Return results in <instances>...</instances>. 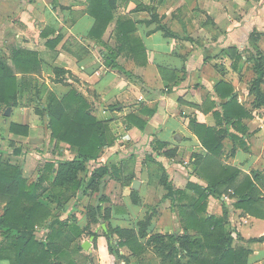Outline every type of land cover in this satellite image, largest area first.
Masks as SVG:
<instances>
[{
	"label": "crops",
	"instance_id": "crops-1",
	"mask_svg": "<svg viewBox=\"0 0 264 264\" xmlns=\"http://www.w3.org/2000/svg\"><path fill=\"white\" fill-rule=\"evenodd\" d=\"M117 2L118 14L136 22V34L145 48L138 60L120 52L116 62L121 70L106 65L107 54L117 47L116 19L101 39L91 37L95 19L87 13L86 0H0V57L9 60L14 48L37 52L42 64L33 74L34 84L47 85L60 98L76 90L90 102L97 118L109 125L114 144L106 146L98 162L92 163L117 166L119 172L107 175L114 182L132 178L131 190L123 193L122 201L113 198L107 206L100 202L102 210L110 212L108 220L100 216V221L91 225L85 220L76 223L81 231L72 245L80 244L81 253L89 257L88 264H162L153 245L147 243L150 236L184 233L178 210L172 211L171 202L164 199L167 191L160 183L163 173L176 189L194 196L189 182L206 187L212 178L207 165L214 163L216 168L224 164L240 171L234 185L251 176L255 194L264 198V179L259 183L253 175L264 174V103L257 105L252 92L255 65L261 62L264 67V0ZM262 88L264 91V83ZM231 91L237 97L232 114L237 118L242 110L247 113L236 126L223 119ZM34 98V88L26 89L20 95L21 106L9 108L0 120V143L4 139L15 143L12 156L6 159L23 170L28 184L38 182L47 163L74 155L68 144L51 142L48 117L36 113L35 105L30 104ZM129 116L145 123V128L128 122ZM192 120L225 134L217 157L207 161L209 152L192 129ZM12 122L30 126L29 134L12 133ZM15 149L22 153L14 154ZM166 150L177 153L169 158L164 155ZM199 156L202 160L197 163ZM88 169L85 178L94 166ZM136 180L140 181L137 205L131 196ZM44 185L49 189L42 201L53 195L50 183ZM238 201L234 187L227 188L221 199L209 198L208 213L222 216L227 209L233 247L250 250L249 264H264V242L253 241L264 236V212L262 216L252 215L238 206ZM43 202L53 212L58 210L49 199ZM4 207L0 202V215ZM70 209L78 214L74 206ZM156 210L160 219H153L148 236L140 239L143 247L133 251L117 245L124 258L110 252L105 235L109 225L138 230L139 222L147 215L155 216ZM74 220H68V225ZM41 229L45 239L48 230ZM120 240L114 236L113 244ZM178 256L182 258L181 253ZM182 260V264H189Z\"/></svg>",
	"mask_w": 264,
	"mask_h": 264
},
{
	"label": "trees",
	"instance_id": "trees-1",
	"mask_svg": "<svg viewBox=\"0 0 264 264\" xmlns=\"http://www.w3.org/2000/svg\"><path fill=\"white\" fill-rule=\"evenodd\" d=\"M86 1L87 13L95 19L91 37L98 36L101 39L109 24L116 19L117 47L107 54L106 65L121 70L116 60L122 51L128 57L138 60L145 48L136 34L137 24L130 16L118 14L117 0ZM41 64L42 59L37 52L25 49L14 48L9 60L0 57V115L3 107H18L20 95L26 89L34 88L35 98L31 102L36 103L35 111L38 115H47L51 142L68 144L74 155L72 158L47 163L38 182L28 184L23 170L5 160L4 150L0 149V202L5 204L4 212L0 215V261H9L10 264H82L77 257L83 250L82 247L80 244L72 245L74 237L80 235V227L75 223L68 225V221L55 215L42 201L44 193L49 189L44 183H50L53 202L57 204L58 210L64 212L72 197L85 195L87 189H95L104 177L119 172L117 166H94L102 156L104 148L113 145L115 138L107 121L97 118L90 102L79 92L71 90L60 98L48 90L47 85L38 81L34 84L33 74L41 70ZM255 70L257 77L253 82L252 92L257 96V105H261L264 103L263 64L257 62ZM128 75L132 77L131 74ZM228 98L223 119L227 124L236 126L241 116H247V113L242 110L241 115L236 118L231 110L237 105V97L231 91ZM126 120L141 129L145 128L146 124L133 116ZM191 127L209 152L207 161L217 157L221 152L225 134L199 125L195 120L191 121ZM29 129L30 126L14 122L10 125V131L17 135L27 136ZM230 137L233 140L238 139L234 135ZM21 153V150L14 151L16 155ZM176 153V150H166L164 155L172 158ZM201 160L202 157L199 156L197 163ZM93 166L91 174L85 178L84 175L90 170L88 167ZM206 169L212 176L206 187L192 182L188 184V189L195 192L194 196L176 189L166 173L161 177L160 183L167 191L164 199L171 202L172 209L178 210L184 229L183 234L158 233L150 236L147 243L153 245L162 264H182V258L187 259L186 263L189 264H249L250 250L233 247L234 237L228 229V210L225 209L222 216L209 214V198L221 199L227 188L234 187L239 199L238 206L246 208L256 216H262L264 212V198L255 194L256 184L251 176L247 175L238 186L234 185L240 175L238 169L224 164L215 168L214 163L210 166L208 164ZM213 172H216L215 175ZM253 175L259 183L264 179V174ZM131 196L134 204L140 203L136 190L132 191ZM185 199H188V203H184ZM90 213L89 225L99 222L100 216H103V220L110 217V212L102 210L99 205L91 208ZM152 217L153 215H148L140 221L138 230L109 225L105 235L110 252L116 254L117 258H124L116 249L117 245L129 246L133 251L143 247L139 242L148 236ZM40 228L48 230L45 239L37 236ZM190 231L194 234H190ZM114 236L121 239L115 245ZM253 241L264 242V236ZM180 253L182 258L178 256ZM82 258L84 264H88V256Z\"/></svg>",
	"mask_w": 264,
	"mask_h": 264
},
{
	"label": "rangeland",
	"instance_id": "rangeland-1",
	"mask_svg": "<svg viewBox=\"0 0 264 264\" xmlns=\"http://www.w3.org/2000/svg\"><path fill=\"white\" fill-rule=\"evenodd\" d=\"M44 96H45V92H44ZM30 104H33L36 106L35 102L34 103L30 102ZM20 106L21 105L19 103L18 108ZM13 108H10V109L13 110ZM26 108L29 110L30 107H28V105H26ZM8 109L9 108H7V107L2 108L0 120H2L4 118L5 111ZM27 112H29V111H27ZM42 122H44V121H42ZM2 142L3 143H0V148L4 150L3 158H5V160H7L6 158H8V156H12L11 153H12V150H13L15 143L14 142L10 143V140H6V139H4ZM7 148H9V151ZM5 149H7V150H5ZM33 151H35V153H37V152H40V149H34ZM157 174L161 175L160 169H158ZM112 179L113 178L106 176L101 180V182L99 184H97V187L95 189H93V190L87 189V193L85 195L72 197L68 201V204L66 206V210L64 211L65 213L63 211H62L63 212L62 213L60 210H56L54 212L55 215H58L59 217H61L65 221H68L70 219L75 218V220H74L75 224L76 223L80 224L81 221H84V220H85V223L90 224L91 223L90 222V220H91L90 209L91 208L98 206L100 204V202H103L104 205L107 206L110 203H112L113 198H115L116 201H122L123 193L128 194V192H130V190H131V187H130L131 186V180H128V181L119 180V182L117 180V182L116 181L114 182ZM112 194L115 197H112ZM45 199H49V201H51V203L53 202L52 195H50L49 197H45ZM45 199L43 198V201H45ZM73 206L75 209L78 210V214L70 211L71 210L70 208H72ZM68 210L70 211V213ZM159 211H160V208H159ZM159 211L158 210L155 211V214H154L155 216H153L154 218L152 217V221H153V219H157V220L160 219L161 213L159 215L157 214ZM172 211H175V210L172 209ZM82 214H83V216H82ZM162 216H163V214H162ZM165 220L166 219H162V222ZM43 232L44 231L41 228L37 231L38 238H43V236L45 235ZM79 256H78L79 260L84 263V259L82 258V256H85L84 253L79 254ZM89 261L90 260L88 257L87 263ZM159 263H160V261H159ZM1 264H4V263H1ZM6 264H10V263L6 262Z\"/></svg>",
	"mask_w": 264,
	"mask_h": 264
},
{
	"label": "water",
	"instance_id": "water-1",
	"mask_svg": "<svg viewBox=\"0 0 264 264\" xmlns=\"http://www.w3.org/2000/svg\"><path fill=\"white\" fill-rule=\"evenodd\" d=\"M139 187H140V181H139V180L134 181V183H133V185H132V188H133L134 190H137ZM83 247H84L85 249H87L88 244H86V243L83 244Z\"/></svg>",
	"mask_w": 264,
	"mask_h": 264
}]
</instances>
